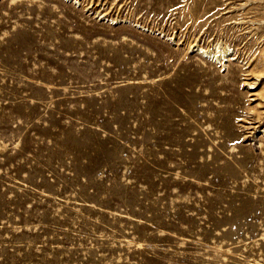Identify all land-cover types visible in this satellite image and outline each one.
Wrapping results in <instances>:
<instances>
[{
    "label": "rangeland",
    "instance_id": "1",
    "mask_svg": "<svg viewBox=\"0 0 264 264\" xmlns=\"http://www.w3.org/2000/svg\"><path fill=\"white\" fill-rule=\"evenodd\" d=\"M263 75L264 0H0V264H264Z\"/></svg>",
    "mask_w": 264,
    "mask_h": 264
},
{
    "label": "bare ground",
    "instance_id": "2",
    "mask_svg": "<svg viewBox=\"0 0 264 264\" xmlns=\"http://www.w3.org/2000/svg\"><path fill=\"white\" fill-rule=\"evenodd\" d=\"M223 47V46H222ZM214 49V48H213ZM223 49H224V47L220 50V48L219 47H217L216 48V50H217V52L218 53H222L223 52ZM196 51H199V53L200 54H204V55H208V54H210V53H212L213 54V52H211V50L210 51H208V50H205V49H202V48H200V47H198L197 46V49H196ZM219 55V54H218ZM224 56H225V54H224ZM218 57V56H217ZM261 74V73H260ZM262 75V74H261ZM264 76V75H263ZM259 77V76H258ZM249 84H255L254 82H250Z\"/></svg>",
    "mask_w": 264,
    "mask_h": 264
}]
</instances>
